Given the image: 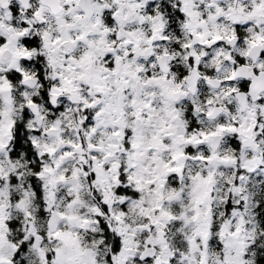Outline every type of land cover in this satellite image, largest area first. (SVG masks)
Segmentation results:
<instances>
[{"label": "snow or ice", "instance_id": "1", "mask_svg": "<svg viewBox=\"0 0 264 264\" xmlns=\"http://www.w3.org/2000/svg\"><path fill=\"white\" fill-rule=\"evenodd\" d=\"M0 264H264V0H0Z\"/></svg>", "mask_w": 264, "mask_h": 264}]
</instances>
